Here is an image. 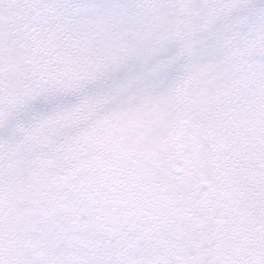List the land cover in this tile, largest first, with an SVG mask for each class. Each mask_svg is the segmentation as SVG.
<instances>
[{
	"label": "snow or ice",
	"instance_id": "6c2138e0",
	"mask_svg": "<svg viewBox=\"0 0 264 264\" xmlns=\"http://www.w3.org/2000/svg\"><path fill=\"white\" fill-rule=\"evenodd\" d=\"M0 264H264V0H0Z\"/></svg>",
	"mask_w": 264,
	"mask_h": 264
}]
</instances>
